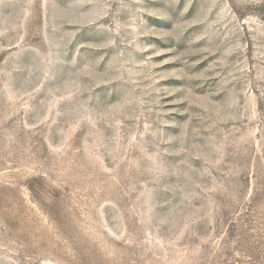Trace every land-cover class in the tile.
<instances>
[{"label":"rangeland","instance_id":"374dc122","mask_svg":"<svg viewBox=\"0 0 264 264\" xmlns=\"http://www.w3.org/2000/svg\"><path fill=\"white\" fill-rule=\"evenodd\" d=\"M0 264H264V0H0Z\"/></svg>","mask_w":264,"mask_h":264}]
</instances>
